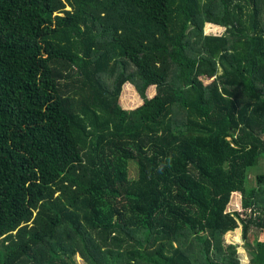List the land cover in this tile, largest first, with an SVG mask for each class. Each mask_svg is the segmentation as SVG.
Listing matches in <instances>:
<instances>
[{"label": "trees", "instance_id": "obj_1", "mask_svg": "<svg viewBox=\"0 0 264 264\" xmlns=\"http://www.w3.org/2000/svg\"><path fill=\"white\" fill-rule=\"evenodd\" d=\"M261 157L264 0H0V264H264Z\"/></svg>", "mask_w": 264, "mask_h": 264}, {"label": "rangeland", "instance_id": "obj_2", "mask_svg": "<svg viewBox=\"0 0 264 264\" xmlns=\"http://www.w3.org/2000/svg\"><path fill=\"white\" fill-rule=\"evenodd\" d=\"M223 28L219 27V26H215V25H211V24H206L204 27V33L205 34H212V35H220L223 32ZM121 71L125 76L128 75L130 72H132V69L128 67V64H124L121 61H117V66H116V72L115 75L112 76L111 80L105 76L103 77V79L108 83L110 81H113L117 72ZM103 80V81H104ZM211 79H203L204 84H207ZM146 94L148 96V98H152V96L154 95V86H149L146 89ZM119 102L121 104V106L124 109H132L135 108L137 106H139L142 101L140 99V96L138 95L136 89L134 88V85L130 82L127 81L124 86L122 87V91L120 93V98H119ZM264 167V161L263 158H260V162L259 165H257V167L255 169L261 171V168ZM129 176L131 178H135L136 177V169L134 165H130L129 167ZM253 172L249 173L250 179H252V175L251 174ZM237 195V194H235ZM238 196V197H237ZM235 197L230 196V200L229 203L226 207V212H233V211H237L240 212V206H239V195H237ZM236 200V204L233 205L234 201ZM262 230L260 229H256V228H249L247 235H248V241H252V237L254 236H259L261 234ZM221 241L223 243V245H233V248L236 249L237 248V256H238V261L240 264H249V252L247 250V247L245 246L244 242L241 240L240 237V229L236 228L232 231H228L226 233H224L221 236ZM76 262L78 264H84L81 259L79 258V256L75 257Z\"/></svg>", "mask_w": 264, "mask_h": 264}, {"label": "crops", "instance_id": "obj_3", "mask_svg": "<svg viewBox=\"0 0 264 264\" xmlns=\"http://www.w3.org/2000/svg\"><path fill=\"white\" fill-rule=\"evenodd\" d=\"M234 194H236V193H234ZM238 195V194H237ZM232 196V195H231ZM238 197V196H237ZM236 204V200L234 201V203H233V205H235ZM263 234V232H261V234L259 235V236H257V237H260L261 235ZM233 246V245H232ZM236 250H237V248H236ZM250 259V258H249ZM249 262V261H248Z\"/></svg>", "mask_w": 264, "mask_h": 264}]
</instances>
